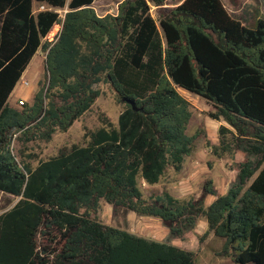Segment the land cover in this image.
Wrapping results in <instances>:
<instances>
[{
    "label": "trees",
    "instance_id": "trees-1",
    "mask_svg": "<svg viewBox=\"0 0 264 264\" xmlns=\"http://www.w3.org/2000/svg\"><path fill=\"white\" fill-rule=\"evenodd\" d=\"M94 1L0 0V191L20 198L0 216V264H195L193 252L169 239L193 231L202 217L205 236L224 240L221 256L264 264V19L249 28L221 0L174 8L167 0H124L105 16ZM36 3L49 9L35 13ZM66 6L58 40L44 42L60 21L54 10ZM40 49L47 84L32 102L14 106L10 99ZM102 83L124 105L118 128L107 121L86 146L65 148L36 169L18 161L14 142L23 156L29 143L67 133L100 98L95 86ZM179 89L208 101L210 117L228 124L219 145L204 130L188 134L192 105ZM204 136L217 156L246 155L227 193L210 180L199 199L180 201L167 191L145 198L139 181L155 186L169 169L181 171ZM208 195L216 197L209 206ZM102 201L161 220L169 239L93 219Z\"/></svg>",
    "mask_w": 264,
    "mask_h": 264
},
{
    "label": "rangeland",
    "instance_id": "rangeland-1",
    "mask_svg": "<svg viewBox=\"0 0 264 264\" xmlns=\"http://www.w3.org/2000/svg\"><path fill=\"white\" fill-rule=\"evenodd\" d=\"M123 1L95 0L93 7L100 16L115 15L119 4ZM185 1L167 0L165 7L174 8ZM221 2L233 18L240 20L249 28H255L258 20L264 19V0H221ZM42 7L36 3L35 13L44 11ZM151 7L152 16L158 22L159 9L153 5ZM46 9L49 8L45 6ZM55 10L64 15L66 11H69V8L66 6L64 9ZM26 82H28L27 85ZM41 83L47 84L45 52L42 49L33 57L24 72L10 99L11 104L19 107V101L22 99L32 102ZM95 88L99 89L102 95L92 109L76 121L67 133H56L50 142L29 143L25 149L23 148V156H20L19 152L22 147L19 143L14 142L13 153L18 156V161L27 160L33 169H36L40 163L59 155L65 148H71L74 145L86 146L90 140L89 134L106 127L107 121L118 128L119 117L124 111V105L119 103L109 83L99 84ZM183 91L179 89V92L190 101L193 112V118L188 126V134L194 135L198 131L204 130L211 143L219 145L220 128L223 125L229 127L228 124L224 121H215L210 117L209 113L214 109L208 101L188 92L185 95L186 92ZM206 141L205 136L198 141L191 156L186 158L182 170L177 172L174 169H169L158 185L149 186L140 180L139 185L144 197L150 199L167 191L180 201L199 199L203 195L205 184L210 180L213 181L214 187L220 195L226 194L237 178V164L242 162L246 155L238 151L234 156H217L208 148ZM27 156L33 158L29 160ZM19 200L20 198L0 191V216L11 210ZM208 204H210L209 201H207ZM91 217L107 226L126 230L140 237L160 242L169 239L170 230L161 220L139 217L125 208H116L106 201H102L101 208L97 213L91 212ZM207 232L208 223L202 217L198 220L197 227L193 231L183 237H171L169 240L174 245L193 252L195 264H235L230 258L221 256L224 240L216 237L213 232H209L205 236ZM202 238H204L203 241Z\"/></svg>",
    "mask_w": 264,
    "mask_h": 264
},
{
    "label": "built area",
    "instance_id": "built-area-1",
    "mask_svg": "<svg viewBox=\"0 0 264 264\" xmlns=\"http://www.w3.org/2000/svg\"><path fill=\"white\" fill-rule=\"evenodd\" d=\"M43 10H45V6L42 7ZM51 11L53 9H50ZM55 12H59L57 10H54ZM68 11L65 12V14L67 13ZM59 14V19L60 21H58L54 26L53 28L51 29V31L49 32V34L44 38V41L45 42H49V43H55L60 34H61V31L63 29V23H64V19H65V14L64 15H61L60 13ZM26 85L28 84V82L25 83ZM26 103V100H20L19 101V104L20 106H24Z\"/></svg>",
    "mask_w": 264,
    "mask_h": 264
},
{
    "label": "crops",
    "instance_id": "crops-1",
    "mask_svg": "<svg viewBox=\"0 0 264 264\" xmlns=\"http://www.w3.org/2000/svg\"><path fill=\"white\" fill-rule=\"evenodd\" d=\"M45 58H46V53H45ZM184 92V91H183ZM186 92V91H185ZM184 92V93H185ZM187 94V92L185 93V95ZM184 96V95H183ZM195 96V95H193ZM185 98H187L186 96H184ZM22 100H26V99H22ZM26 102H30L28 100H26ZM216 200V197L215 196H212V195H208L207 198H206V205H207V201H209V203H213L214 201ZM210 204H208L207 206H209Z\"/></svg>",
    "mask_w": 264,
    "mask_h": 264
},
{
    "label": "water",
    "instance_id": "water-1",
    "mask_svg": "<svg viewBox=\"0 0 264 264\" xmlns=\"http://www.w3.org/2000/svg\"><path fill=\"white\" fill-rule=\"evenodd\" d=\"M125 101H126L127 103L131 104L133 107H135V103H134L133 101L126 100V99H125Z\"/></svg>",
    "mask_w": 264,
    "mask_h": 264
}]
</instances>
